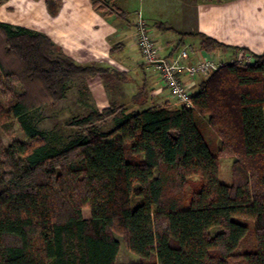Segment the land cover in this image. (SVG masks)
Returning <instances> with one entry per match:
<instances>
[{
  "label": "trees",
  "instance_id": "trees-1",
  "mask_svg": "<svg viewBox=\"0 0 264 264\" xmlns=\"http://www.w3.org/2000/svg\"><path fill=\"white\" fill-rule=\"evenodd\" d=\"M62 1L47 0L53 15ZM200 47L236 57L201 82L193 108L153 106L142 91L130 105L74 118L78 137L58 148L30 115L59 105L78 80L121 73L0 22V87L15 98L0 105V123L17 121L29 138L0 143V264H118V237L137 264H264V55L207 36ZM246 55L253 62L243 66ZM222 157L234 158L230 183ZM251 231L256 250L240 252Z\"/></svg>",
  "mask_w": 264,
  "mask_h": 264
},
{
  "label": "crops",
  "instance_id": "crops-1",
  "mask_svg": "<svg viewBox=\"0 0 264 264\" xmlns=\"http://www.w3.org/2000/svg\"><path fill=\"white\" fill-rule=\"evenodd\" d=\"M105 1L123 14L106 15L95 9L92 0H63L56 15L49 11L47 0H9L0 6V22L46 34L79 64L119 71V78L108 80L119 82L111 88L122 93L127 92V87H136L128 101L121 103L128 105L135 95L146 91L151 105L175 106L170 91L153 68L143 62L136 27L140 11L166 57L181 50L175 52L174 47L182 37L183 47L194 45L197 50L192 62L210 55L200 47L203 36L226 46L246 49L251 54L264 55V0ZM214 54L224 59L229 57V61L236 57L233 52ZM103 80L97 77L89 82L104 93L97 86ZM132 110L141 108L132 107Z\"/></svg>",
  "mask_w": 264,
  "mask_h": 264
},
{
  "label": "rangeland",
  "instance_id": "rangeland-1",
  "mask_svg": "<svg viewBox=\"0 0 264 264\" xmlns=\"http://www.w3.org/2000/svg\"><path fill=\"white\" fill-rule=\"evenodd\" d=\"M225 60L229 61L230 59L228 57ZM108 79L109 78H106L97 85L104 89V93L100 92L99 88H95V86L90 84L89 80L87 79L74 82L71 85L70 91L64 101L55 107H44L33 112L30 115V120L39 130L48 134L52 145L62 148L72 140L76 139L79 135L77 130L69 126V123L74 118L84 116L94 110H103L104 106H111L114 104L120 105L122 102L128 101V97H130L132 92H134L136 89L135 86L127 87L125 88V91L127 90V92L122 93V91L118 90L117 88H111L113 83L119 85V82ZM112 92L114 93L113 96H111ZM114 100H118L119 102L117 103ZM14 101V96L6 95L3 93V90L0 87V105H3L5 108H10ZM113 128L114 124L99 126V130L105 133L110 132ZM16 141H22L25 143L29 141V138L22 129L20 123L16 121L15 125L10 129H7L5 126H3V124L0 123V143L5 146H9ZM233 161V157L221 158L220 179L224 183L231 182L230 170ZM142 203V200L135 199L133 201V206L136 208ZM89 214V211L85 212L86 216ZM118 238L121 242V250L117 263L137 264L140 261V258L126 248L122 238ZM255 250V233L254 231H251V233L242 243L239 251L251 252Z\"/></svg>",
  "mask_w": 264,
  "mask_h": 264
},
{
  "label": "built area",
  "instance_id": "built-area-1",
  "mask_svg": "<svg viewBox=\"0 0 264 264\" xmlns=\"http://www.w3.org/2000/svg\"><path fill=\"white\" fill-rule=\"evenodd\" d=\"M136 27L137 42L144 64L153 68L159 80L170 91L175 106L193 108L197 85L215 71L220 70L227 61L215 54H210L197 62H192V56L197 52L194 45H186L176 55L166 57L162 53L153 29L147 24L141 11L137 14ZM252 62L251 55H246L242 59L244 66Z\"/></svg>",
  "mask_w": 264,
  "mask_h": 264
}]
</instances>
